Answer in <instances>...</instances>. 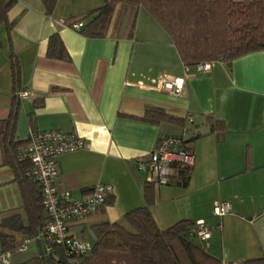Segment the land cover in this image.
Here are the masks:
<instances>
[{"label":"crops","instance_id":"crops-1","mask_svg":"<svg viewBox=\"0 0 264 264\" xmlns=\"http://www.w3.org/2000/svg\"><path fill=\"white\" fill-rule=\"evenodd\" d=\"M104 1L56 0L48 14L42 0H15L9 37L0 25V118L19 102L17 138L27 139L32 118L34 129L71 131L85 139L86 148L56 157L59 188L74 198L96 182L112 188L111 202L70 222L68 233L86 237L91 224L123 221L126 212L143 206L147 174L137 161L161 136L181 135L191 139L194 161L185 186L171 182L177 168L167 184H156L150 212L157 226L203 219L212 228L208 250L221 261L264 257V51L203 73L181 61L170 35L143 7L116 4L102 37L87 36L84 24L69 26L86 23ZM53 33L67 59L45 54ZM10 51L19 61L18 90L12 88ZM163 76L181 77L182 94L160 89ZM22 89L31 96L18 97ZM147 105L191 123L183 128L143 121ZM212 120L221 127L211 129ZM221 201H229L231 211L218 218L212 207ZM15 213L25 221L19 186L0 144V219ZM26 236L16 234L17 244Z\"/></svg>","mask_w":264,"mask_h":264},{"label":"trees","instance_id":"trees-1","mask_svg":"<svg viewBox=\"0 0 264 264\" xmlns=\"http://www.w3.org/2000/svg\"><path fill=\"white\" fill-rule=\"evenodd\" d=\"M42 1L50 14L56 0ZM14 3L15 0H0V25L4 26L7 37L12 28L8 12ZM116 4L143 7L170 35L185 65L208 61H215V65H229L241 55L264 51V0H105L87 15L86 23L82 22V31L90 37L104 36ZM134 19L135 12L130 18V36ZM45 54L51 58L67 59L58 34L49 36ZM8 62L12 88L18 90L20 66L12 51ZM18 110L19 102L13 101L8 115L0 118V144L4 160L19 186L25 221L17 213L0 219V227L7 230L0 231V248L3 250L15 247L16 234L25 236L37 233L46 219L41 187L27 173L29 163L19 160V153L27 139H19L16 135ZM31 119L30 128L34 129ZM141 120L178 124L183 128L187 122L191 123L189 117H178L153 105L145 107ZM212 121L211 129L221 127L222 123ZM183 139L192 149L191 139ZM191 166L177 167V177L171 182L185 186ZM155 186L147 182L143 190L145 204L126 212L123 221H102L90 225L93 241H90L92 249L89 254L66 255L63 248L55 244L46 254L42 244L38 243L35 256L11 264H221V260L208 250L205 241L190 235L196 221L181 219L164 229L157 226L150 212ZM111 198V195L108 196L105 203H110ZM83 237L86 238L85 235ZM241 264H264V257L246 259Z\"/></svg>","mask_w":264,"mask_h":264},{"label":"built area","instance_id":"built-area-1","mask_svg":"<svg viewBox=\"0 0 264 264\" xmlns=\"http://www.w3.org/2000/svg\"><path fill=\"white\" fill-rule=\"evenodd\" d=\"M82 22L70 23L69 26L78 29ZM223 63V61H219ZM215 65V61L201 62L195 66L199 72H209ZM158 87L173 95H181L183 92V79L181 77H161ZM18 97L31 96L27 90H19ZM87 147L85 139L75 132L59 129L38 130L30 128L27 143L19 153V160L26 161L30 167L27 171L40 185L42 207L46 216L44 224L33 235L24 237L11 250L0 248V264H11V254L15 251H23L30 242L42 244L44 253L52 250V245H60L66 255L89 254L92 243L83 236L70 235L68 225L77 222L96 212L104 205L108 196L112 195L110 185L96 182L81 198H74L67 189L59 188L57 182V161L59 154L72 152ZM194 154L180 135L166 134L161 136L155 147L136 164L137 169L146 172V181L157 185L167 184L177 167L191 166ZM231 211L229 201L214 203L212 213L222 217ZM211 226L203 219L195 222L190 229V235L196 239L208 241L211 236ZM221 264H241L221 261Z\"/></svg>","mask_w":264,"mask_h":264},{"label":"rangeland","instance_id":"rangeland-1","mask_svg":"<svg viewBox=\"0 0 264 264\" xmlns=\"http://www.w3.org/2000/svg\"><path fill=\"white\" fill-rule=\"evenodd\" d=\"M218 218H220L219 216H216ZM220 222V221H219ZM217 227H219V225H217ZM86 239H88L89 241H93V235L91 234L90 230H86ZM36 242H30L26 249L23 251H15L11 254V262H22L28 258H30L32 255L34 256L36 254L37 248H36ZM22 260V261H20Z\"/></svg>","mask_w":264,"mask_h":264}]
</instances>
